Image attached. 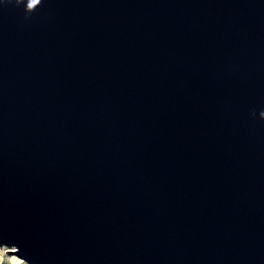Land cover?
Returning a JSON list of instances; mask_svg holds the SVG:
<instances>
[{"label": "water", "instance_id": "water-1", "mask_svg": "<svg viewBox=\"0 0 264 264\" xmlns=\"http://www.w3.org/2000/svg\"><path fill=\"white\" fill-rule=\"evenodd\" d=\"M3 245L264 264V0H0Z\"/></svg>", "mask_w": 264, "mask_h": 264}, {"label": "rangeland", "instance_id": "rangeland-1", "mask_svg": "<svg viewBox=\"0 0 264 264\" xmlns=\"http://www.w3.org/2000/svg\"><path fill=\"white\" fill-rule=\"evenodd\" d=\"M14 246H0V264H27L14 254L7 255L6 252H15Z\"/></svg>", "mask_w": 264, "mask_h": 264}, {"label": "clouds", "instance_id": "clouds-1", "mask_svg": "<svg viewBox=\"0 0 264 264\" xmlns=\"http://www.w3.org/2000/svg\"><path fill=\"white\" fill-rule=\"evenodd\" d=\"M20 2H21V0H16V3H17V4H19ZM24 7H25V4H24ZM25 10H26V7H25ZM33 10H34V9H33ZM33 10H32V11H33ZM26 11H27V10H26ZM28 12H30V11H28Z\"/></svg>", "mask_w": 264, "mask_h": 264}, {"label": "snow or ice", "instance_id": "snow-or-ice-1", "mask_svg": "<svg viewBox=\"0 0 264 264\" xmlns=\"http://www.w3.org/2000/svg\"><path fill=\"white\" fill-rule=\"evenodd\" d=\"M36 2V0H32V3H35ZM31 6V5H30Z\"/></svg>", "mask_w": 264, "mask_h": 264}]
</instances>
